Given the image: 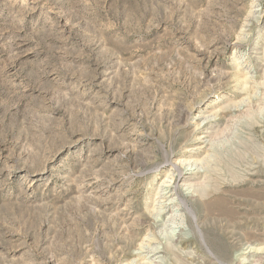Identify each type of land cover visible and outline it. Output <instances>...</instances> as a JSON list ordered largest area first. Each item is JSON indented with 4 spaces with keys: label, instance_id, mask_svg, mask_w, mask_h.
Instances as JSON below:
<instances>
[{
    "label": "rangeland",
    "instance_id": "1",
    "mask_svg": "<svg viewBox=\"0 0 264 264\" xmlns=\"http://www.w3.org/2000/svg\"><path fill=\"white\" fill-rule=\"evenodd\" d=\"M0 264H264V0H0Z\"/></svg>",
    "mask_w": 264,
    "mask_h": 264
},
{
    "label": "bare ground",
    "instance_id": "2",
    "mask_svg": "<svg viewBox=\"0 0 264 264\" xmlns=\"http://www.w3.org/2000/svg\"><path fill=\"white\" fill-rule=\"evenodd\" d=\"M172 178V177H171ZM164 183H166V182H162V183H160L159 184V186H158V191H160V192H162L161 193V197H163V196H165L168 192H167V190H168V185L167 184H164ZM198 193V192H197ZM168 207L169 208H172L171 210L169 209L168 211H167V213L168 214H170V216L172 215V213H174V211H177V209L174 207V205H168ZM141 221V220H140ZM172 222H173V220H172ZM175 222V221H174ZM177 224V223H176ZM176 229H177V227H175L173 230H171L172 232H175L176 231ZM178 230V229H177ZM176 234V233H175Z\"/></svg>",
    "mask_w": 264,
    "mask_h": 264
}]
</instances>
